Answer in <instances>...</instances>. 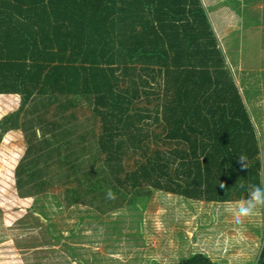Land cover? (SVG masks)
Segmentation results:
<instances>
[{"label": "trees", "instance_id": "16d2710c", "mask_svg": "<svg viewBox=\"0 0 264 264\" xmlns=\"http://www.w3.org/2000/svg\"><path fill=\"white\" fill-rule=\"evenodd\" d=\"M232 78L203 0H0V96L21 97L19 112L0 125V142L27 133L16 171L23 199L79 181L70 206L111 191L141 209L151 188L222 204L237 179L235 192L246 199L249 186L260 185L261 163L248 162L260 150ZM143 96L156 107H136ZM53 105L56 121L44 118ZM81 107L92 110L86 121L77 119ZM152 124L164 139L152 137ZM146 140L177 147L149 157ZM130 150L146 157L133 172L123 164ZM48 162L56 170L43 167ZM255 260L264 264V239ZM169 264L218 263L204 251Z\"/></svg>", "mask_w": 264, "mask_h": 264}, {"label": "rangeland", "instance_id": "374dc122", "mask_svg": "<svg viewBox=\"0 0 264 264\" xmlns=\"http://www.w3.org/2000/svg\"><path fill=\"white\" fill-rule=\"evenodd\" d=\"M223 1V4L218 0L204 3L217 38L233 61L231 84L237 86L252 116L254 141L257 147L259 144L261 154L248 162L250 166L261 163L258 170L262 169L264 183V0ZM129 86L130 81L120 85L121 89ZM156 104L154 97L148 102L143 96L136 107L152 110ZM20 107V96H0V125L6 117L18 113ZM57 112L53 105L44 118L56 121ZM75 113L78 121H86L92 110L81 107ZM26 115L25 109L21 124L27 121ZM101 130L97 128V136ZM2 131L0 126V134ZM35 131L39 130L36 128L32 133ZM150 133L152 137L165 138L159 124H152ZM176 147L163 141L144 142L149 157L155 151L167 152ZM27 150L25 131H11L1 139L0 264H169L204 251L218 264H251L260 254L264 207L236 224L234 210L239 199L230 204H212L204 198L188 199L151 188L147 205L138 206L141 209L131 204L130 195L127 199L119 195L105 200L96 197L82 205L70 206L68 191L79 189V181L66 186L55 183L40 196L23 199L16 187V171ZM145 161L142 150H130L123 164L127 171L133 172L137 170V162ZM48 164L43 167L56 170L55 163ZM179 181L184 183L182 179ZM221 233L225 241L228 238L224 250L207 249L216 245Z\"/></svg>", "mask_w": 264, "mask_h": 264}, {"label": "clouds", "instance_id": "9594fccd", "mask_svg": "<svg viewBox=\"0 0 264 264\" xmlns=\"http://www.w3.org/2000/svg\"><path fill=\"white\" fill-rule=\"evenodd\" d=\"M39 135L37 131V136ZM240 160L243 163V158ZM108 196L113 197L111 191L108 192ZM259 207H264V185H250L247 198L241 200L234 210L235 223H241V218L251 216Z\"/></svg>", "mask_w": 264, "mask_h": 264}, {"label": "crops", "instance_id": "0c3cea01", "mask_svg": "<svg viewBox=\"0 0 264 264\" xmlns=\"http://www.w3.org/2000/svg\"><path fill=\"white\" fill-rule=\"evenodd\" d=\"M204 1V0H203ZM205 4V3H204ZM264 5V4H263ZM211 18V17H210ZM211 21H212V25H213V27H214V22H213V20H212V18H211ZM214 29H215V27H214ZM217 35V34H216ZM220 38V37H219ZM220 44H219V48H221L223 51H224V45H223V43H222V40L220 39ZM224 54H225V56H226V59H227V63L229 64V66L232 68V66H231V63H233V61H232V59H230L229 58V56H227L226 55V53H225V51H224ZM231 62V63H230ZM235 68V67H234ZM13 96V95H12ZM258 147H259V144H258ZM259 150H260V148H259ZM260 154H261V151H260V153L258 154V156H260ZM262 170V169H261ZM261 170L260 171H258V175H259V179H258V182L260 183V185H264V183H263V181H262V179H261ZM240 182H243L242 180H236L235 181V188H234V192L232 193V195H231V197H232V199L229 201V202H223L222 204H230V203H233V202H235V200L234 199H239L237 202L239 203L240 201H241V199L239 198V196H238V193L237 192H235V189L236 190H238V186L239 185H241V183ZM256 183V182H255ZM255 185V184H254ZM238 196V197H237ZM212 204H217V203H212ZM218 204H220V203H218ZM241 236V235H240ZM239 236V237H240ZM238 238V236H236V239ZM207 244V241H206V243H205V245ZM226 244H228V238L226 239V241H225V237H224V233H221V234H218L217 235V240H216V245L214 246V247H219V246H224V245H226ZM209 247H211V248H207V249H209V250H211V249H213V246H209Z\"/></svg>", "mask_w": 264, "mask_h": 264}]
</instances>
